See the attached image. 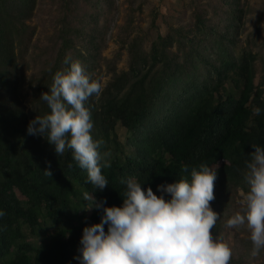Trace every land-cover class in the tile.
<instances>
[{"label": "trees", "instance_id": "1", "mask_svg": "<svg viewBox=\"0 0 264 264\" xmlns=\"http://www.w3.org/2000/svg\"><path fill=\"white\" fill-rule=\"evenodd\" d=\"M113 1L57 0L52 32L38 48L28 22L39 0H0V264H79L74 257L83 228L103 214L84 209L83 193L106 200L105 207L122 206V178H135L159 196L158 185L190 179L191 168L204 163L217 169L210 203L220 218L213 236H222L227 219L242 209L236 210L235 198L248 191L246 161L253 145L264 148V65L257 66L255 40L240 37L244 1L189 0V23L168 27L163 36L153 18L147 47L146 35L129 39L128 16L118 38L127 70L119 72L114 60L101 56L108 21L97 9L100 2L109 9ZM66 56L81 62L91 79L100 80L102 66L110 75L101 95L86 102L93 139L108 136L104 159L111 166L102 168L109 183L103 190L88 182L71 150L57 156L44 136L27 132L31 120L50 112L39 98L54 74L70 67ZM256 107L260 115H254ZM49 164L51 177L45 175ZM250 249L251 242L236 236L230 264H264V250L249 262Z\"/></svg>", "mask_w": 264, "mask_h": 264}, {"label": "clouds", "instance_id": "2", "mask_svg": "<svg viewBox=\"0 0 264 264\" xmlns=\"http://www.w3.org/2000/svg\"><path fill=\"white\" fill-rule=\"evenodd\" d=\"M70 67L57 71L49 90L39 99L50 112L37 115L27 127L29 135H42L55 146L57 156L71 150L72 158L81 169L87 170L88 182L100 190L108 186L102 168L110 167L99 151L104 141L94 140L89 98L99 97L104 89L100 80L91 79L81 62L66 56ZM51 71V69H49ZM260 115L261 109H253ZM255 151L246 161L244 180L248 191L240 192L241 211L226 221V227L239 230L246 227L250 233L251 257L264 250V148L253 145ZM103 161V162H102ZM71 167V165H69ZM181 171L188 173L187 165ZM45 175L51 177L49 168ZM217 169L207 164L191 168L190 179L183 176L174 183L158 185L162 194L151 187L146 190L135 178L121 179L126 185L121 194L122 206L105 207L106 200L96 201L85 191V210L102 209L99 223L83 228L74 257L79 264H230L232 249L222 236L214 237L212 230L220 216L212 210L215 199L214 184ZM170 199H165L164 194ZM5 215L0 211V217ZM107 225V231H105Z\"/></svg>", "mask_w": 264, "mask_h": 264}, {"label": "rangeland", "instance_id": "3", "mask_svg": "<svg viewBox=\"0 0 264 264\" xmlns=\"http://www.w3.org/2000/svg\"><path fill=\"white\" fill-rule=\"evenodd\" d=\"M244 9L246 11L245 30L240 35L241 40L244 41L248 37L255 40L256 46L253 47V52L260 57V67L264 65V0H243ZM189 0H133V4L128 5L126 0H114L113 5L109 9H105V3L100 2L97 9H104L108 25L104 29V44L101 48V56L108 61H115V68L117 72L127 70V54L126 51L120 49L118 38L120 30L125 26L128 16H132L133 32L129 39L134 37L143 38L150 31V23L154 18V24L158 31L163 36L167 32L168 27H184L189 23L191 9ZM130 9L133 12H130ZM58 16L57 0H39L35 15L31 21L28 22L30 26L35 28V35L32 40L38 48L46 45V38L51 34L54 22ZM102 20L100 21L102 23ZM144 47L149 45V36L145 39ZM100 81L105 85L110 75L107 74L105 66H102L100 71ZM102 132L100 139L104 141L102 148V155L107 153L106 140L108 136ZM119 137H123L121 132H118ZM235 208L240 210L241 196L237 193L235 198ZM238 236L242 243H249L250 233L246 227L243 230L227 228L222 237L224 241L233 249L235 247V238ZM242 245V244H241ZM251 252V249L249 250ZM257 258V257H255ZM249 257V262L255 263L258 260H253Z\"/></svg>", "mask_w": 264, "mask_h": 264}]
</instances>
